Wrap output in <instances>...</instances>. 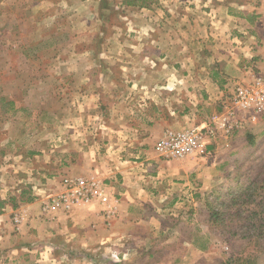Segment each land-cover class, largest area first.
Returning <instances> with one entry per match:
<instances>
[{
    "label": "rangeland",
    "instance_id": "1",
    "mask_svg": "<svg viewBox=\"0 0 264 264\" xmlns=\"http://www.w3.org/2000/svg\"><path fill=\"white\" fill-rule=\"evenodd\" d=\"M231 1L247 0H0V264H264V113L211 141L201 184L158 207L159 220L135 213L87 251L45 239L21 209L31 197L44 217L98 203L111 227L117 199L99 166L121 153L135 160L160 129L152 120L164 132L200 125L193 72L203 50L189 21L208 42L214 7ZM88 163L98 167L83 173ZM78 179L101 195L54 204Z\"/></svg>",
    "mask_w": 264,
    "mask_h": 264
},
{
    "label": "crops",
    "instance_id": "2",
    "mask_svg": "<svg viewBox=\"0 0 264 264\" xmlns=\"http://www.w3.org/2000/svg\"><path fill=\"white\" fill-rule=\"evenodd\" d=\"M213 10L217 18L215 16L212 21V26L215 27L212 29L214 33H210L212 39L208 41L209 45L206 28L197 21H189L190 28L196 34L192 38L203 50L199 58L201 64L196 66L193 72V77L203 79L200 80L202 85L199 88L203 96L196 101V105L191 99L188 101L196 106L199 115H203L199 124L208 119L207 114L220 111L221 101L229 95L235 84L247 82L257 73L264 57V0H247L244 3L231 1L227 6H216ZM202 30L206 39L202 37ZM190 74L191 72H182L181 77L187 78ZM184 104L185 108L183 111L180 108L178 117L187 112L188 103L185 101ZM169 114L177 115L173 111ZM165 124H159L156 119L147 123L154 132L157 128L160 129L154 137L145 139V146L132 152L131 157L135 160L129 161L128 157L121 153V157L116 154L117 159L112 163L99 166L105 183H108L110 191L114 192L117 199L116 209L110 217L112 229L106 227L101 213L102 207L98 203L76 209L68 215L58 213L54 217H44L45 215L40 213L41 200L38 197H31L30 202L22 201L25 204L21 209L28 215L26 221L47 240L57 236L63 244L73 250L87 251L95 244L108 241L115 232V225L120 226L131 219H137L133 217L135 213L142 215L140 220L150 221L157 217L159 220L158 207L164 211L169 200L175 201L177 191L191 193L193 185L201 184V181L194 183L193 180L202 176L205 169H209L204 167L198 158L176 161L159 156L154 145L162 136ZM124 150L126 149L121 151ZM97 167L88 163L85 168L83 166L82 172L87 173ZM52 183L55 182L49 181V184ZM1 203L3 204L2 201ZM152 206H155L154 209ZM3 211L1 207L0 217L4 215ZM37 244L34 239L31 247ZM18 247L25 249L30 245L21 244Z\"/></svg>",
    "mask_w": 264,
    "mask_h": 264
},
{
    "label": "built area",
    "instance_id": "3",
    "mask_svg": "<svg viewBox=\"0 0 264 264\" xmlns=\"http://www.w3.org/2000/svg\"><path fill=\"white\" fill-rule=\"evenodd\" d=\"M221 111L208 118L199 126L183 131L167 130L156 144L159 156L166 160L181 161L206 155L207 146L215 137L231 134L245 121L254 123L264 113V57L262 66L248 82L235 84L229 95L220 103ZM67 194L53 200L54 204L69 207L90 190L92 197L100 196V185L92 180L66 181ZM71 196H68V195Z\"/></svg>",
    "mask_w": 264,
    "mask_h": 264
},
{
    "label": "trees",
    "instance_id": "4",
    "mask_svg": "<svg viewBox=\"0 0 264 264\" xmlns=\"http://www.w3.org/2000/svg\"><path fill=\"white\" fill-rule=\"evenodd\" d=\"M8 104L11 105L12 102H8ZM31 200H32V198H27L26 202H30ZM220 204H221V207L226 206L224 203H220ZM2 205L3 204L0 202V208L2 207ZM206 206L211 209L212 217H214L215 221H217V218H216L218 216L217 209L214 207V205L211 202H207ZM13 207H15V205Z\"/></svg>",
    "mask_w": 264,
    "mask_h": 264
}]
</instances>
